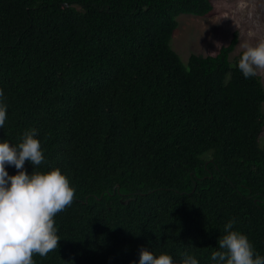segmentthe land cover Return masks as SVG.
<instances>
[{
    "label": "trees",
    "instance_id": "trees-1",
    "mask_svg": "<svg viewBox=\"0 0 264 264\" xmlns=\"http://www.w3.org/2000/svg\"><path fill=\"white\" fill-rule=\"evenodd\" d=\"M216 0H0V139L35 129L75 189L58 247L35 264H133L140 249L212 264L224 225L264 257V85L216 56L185 64L181 14ZM15 175L14 166H6Z\"/></svg>",
    "mask_w": 264,
    "mask_h": 264
},
{
    "label": "clouds",
    "instance_id": "clouds-1",
    "mask_svg": "<svg viewBox=\"0 0 264 264\" xmlns=\"http://www.w3.org/2000/svg\"><path fill=\"white\" fill-rule=\"evenodd\" d=\"M238 69L247 79L264 70V41L243 45ZM4 91L0 89V128L7 119ZM39 166L45 161L41 142L35 129L25 131L19 144L0 139V264H35L33 255L41 257L58 247L55 227L57 213L71 206L75 189L60 168L47 172L24 169L25 162ZM6 166L17 169L9 175ZM234 219L224 225L225 235L219 239V249L211 254L212 264H264V257L255 252L248 237L233 230ZM133 264H177L167 253L155 254L141 248L138 262ZM178 264H199L198 259L185 254Z\"/></svg>",
    "mask_w": 264,
    "mask_h": 264
},
{
    "label": "rangeland",
    "instance_id": "rangeland-1",
    "mask_svg": "<svg viewBox=\"0 0 264 264\" xmlns=\"http://www.w3.org/2000/svg\"><path fill=\"white\" fill-rule=\"evenodd\" d=\"M177 21L171 47L185 64L192 54L216 56L237 32L239 42L231 55L233 61L243 52V45L254 46L264 41V0H216L214 10L208 16L181 14ZM257 75L264 85V70L258 71ZM260 145L264 148V130Z\"/></svg>",
    "mask_w": 264,
    "mask_h": 264
}]
</instances>
